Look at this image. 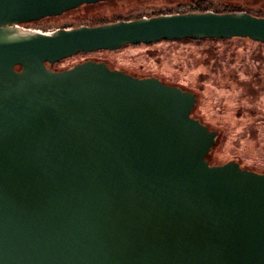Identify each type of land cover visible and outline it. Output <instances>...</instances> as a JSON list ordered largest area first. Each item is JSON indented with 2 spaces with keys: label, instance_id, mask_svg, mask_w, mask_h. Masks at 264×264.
<instances>
[{
  "label": "water",
  "instance_id": "water-1",
  "mask_svg": "<svg viewBox=\"0 0 264 264\" xmlns=\"http://www.w3.org/2000/svg\"><path fill=\"white\" fill-rule=\"evenodd\" d=\"M108 0H0V264H264V174L205 157L196 97L87 60L184 39L264 43L245 11L161 14L50 34L14 25Z\"/></svg>",
  "mask_w": 264,
  "mask_h": 264
},
{
  "label": "rangeland",
  "instance_id": "rangeland-1",
  "mask_svg": "<svg viewBox=\"0 0 264 264\" xmlns=\"http://www.w3.org/2000/svg\"><path fill=\"white\" fill-rule=\"evenodd\" d=\"M125 1L80 6L21 28L53 32L192 8L218 13L238 9L235 12L264 17V0ZM85 60H104L133 75L154 76L193 93L191 117L218 134L205 160L212 166L233 160L241 169L264 174V43L248 38L160 41L73 56L53 68L64 70Z\"/></svg>",
  "mask_w": 264,
  "mask_h": 264
},
{
  "label": "flooded vegetation",
  "instance_id": "flooded-vegetation-1",
  "mask_svg": "<svg viewBox=\"0 0 264 264\" xmlns=\"http://www.w3.org/2000/svg\"><path fill=\"white\" fill-rule=\"evenodd\" d=\"M110 1H112V0H108L107 2H110ZM114 1H117V0H113V2ZM125 1V0H124ZM141 2V0H126L125 2H127V3H134V2ZM95 4H99V2L98 3H95ZM92 4H89V6H91ZM92 6H94V5H92ZM187 12H194V11H187ZM186 12V13H187ZM177 13H184V12H177ZM170 14H175V13H170ZM156 15H161V14H152V15H149V16H147V15H142V16H139V17H135V18H132V19H129V20H134V19H138V18H143V17H152V16H156ZM110 23H112V22H110ZM22 24H19V25H14V27H16V28H18V27H22L21 26ZM127 46V45H126ZM98 52V51H97ZM95 53V52H94ZM90 54V53H89ZM78 55H84V54H78ZM87 55V54H86ZM77 56V55H76ZM85 61H87V60H85ZM91 61H96V62H104L110 69H118V70H121V71H124L125 73H127V74H129V75H131V76H134V77H138V78H147V77H154V76H136V75H133L132 73H130V72H128L127 70H125V69H120V68H116V67H114V66H111L108 62H106V61H104V60H91ZM82 62H84V61H82ZM58 63H60V62H58ZM78 63H81V62H77V63H75V64H78ZM57 64V63H56ZM56 64H53V65H51V66H49L52 70H54V71H59V70H55L53 67L56 65ZM74 64V65H75ZM69 68V67H68ZM65 69H67V68H65ZM155 78H157V77H155ZM159 79V78H158ZM160 80V79H159ZM162 81V80H161Z\"/></svg>",
  "mask_w": 264,
  "mask_h": 264
},
{
  "label": "bare ground",
  "instance_id": "bare-ground-1",
  "mask_svg": "<svg viewBox=\"0 0 264 264\" xmlns=\"http://www.w3.org/2000/svg\"><path fill=\"white\" fill-rule=\"evenodd\" d=\"M17 31H19V33H41V31H39L37 29H25V28H21V27H18Z\"/></svg>",
  "mask_w": 264,
  "mask_h": 264
},
{
  "label": "trees",
  "instance_id": "trees-1",
  "mask_svg": "<svg viewBox=\"0 0 264 264\" xmlns=\"http://www.w3.org/2000/svg\"><path fill=\"white\" fill-rule=\"evenodd\" d=\"M191 5L193 7L195 5V3L194 4H191ZM190 11H194V12H205V11H198L196 8H192ZM235 11H238V9H236V10L234 9L231 12H235ZM184 40H186V39H184ZM188 40H191V39H188ZM219 40H224V39H219Z\"/></svg>",
  "mask_w": 264,
  "mask_h": 264
},
{
  "label": "built area",
  "instance_id": "built-area-1",
  "mask_svg": "<svg viewBox=\"0 0 264 264\" xmlns=\"http://www.w3.org/2000/svg\"><path fill=\"white\" fill-rule=\"evenodd\" d=\"M39 31H41V30H39ZM41 33H44V34H49V33H50V31H41Z\"/></svg>",
  "mask_w": 264,
  "mask_h": 264
}]
</instances>
